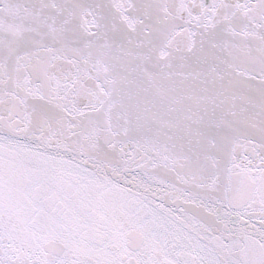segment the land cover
Listing matches in <instances>:
<instances>
[{"label": "snow or ice", "instance_id": "obj_1", "mask_svg": "<svg viewBox=\"0 0 264 264\" xmlns=\"http://www.w3.org/2000/svg\"><path fill=\"white\" fill-rule=\"evenodd\" d=\"M0 264H264V0H0Z\"/></svg>", "mask_w": 264, "mask_h": 264}]
</instances>
